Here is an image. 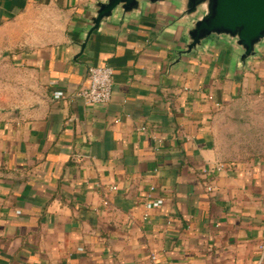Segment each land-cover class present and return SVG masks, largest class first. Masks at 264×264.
<instances>
[{
  "label": "crops",
  "instance_id": "obj_1",
  "mask_svg": "<svg viewBox=\"0 0 264 264\" xmlns=\"http://www.w3.org/2000/svg\"><path fill=\"white\" fill-rule=\"evenodd\" d=\"M98 1L0 0V264H264V42L184 54L174 4H144L81 50Z\"/></svg>",
  "mask_w": 264,
  "mask_h": 264
},
{
  "label": "water",
  "instance_id": "obj_2",
  "mask_svg": "<svg viewBox=\"0 0 264 264\" xmlns=\"http://www.w3.org/2000/svg\"><path fill=\"white\" fill-rule=\"evenodd\" d=\"M168 3H173L181 14L177 21L185 27L184 54L201 47L209 37H218L238 52L239 66H243L264 42V0H101L88 7L81 50L101 22L114 12L130 17L144 4Z\"/></svg>",
  "mask_w": 264,
  "mask_h": 264
},
{
  "label": "built area",
  "instance_id": "obj_3",
  "mask_svg": "<svg viewBox=\"0 0 264 264\" xmlns=\"http://www.w3.org/2000/svg\"><path fill=\"white\" fill-rule=\"evenodd\" d=\"M87 77V84L79 89L77 95L81 98L84 104L87 105L107 104L110 101L112 93V69L106 65L90 66L88 68ZM224 167L225 165L223 163H217L214 165L211 171H220ZM202 172L209 173L210 171L207 169H203ZM206 189L207 191L212 190L211 186H207ZM152 204L159 205L160 202L155 201ZM147 206H150V204H148Z\"/></svg>",
  "mask_w": 264,
  "mask_h": 264
}]
</instances>
